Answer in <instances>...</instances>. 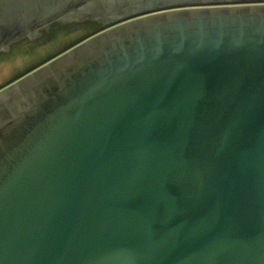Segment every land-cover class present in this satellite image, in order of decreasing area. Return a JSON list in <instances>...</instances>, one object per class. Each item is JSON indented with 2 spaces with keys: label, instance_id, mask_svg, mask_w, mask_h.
<instances>
[{
  "label": "water",
  "instance_id": "1",
  "mask_svg": "<svg viewBox=\"0 0 264 264\" xmlns=\"http://www.w3.org/2000/svg\"><path fill=\"white\" fill-rule=\"evenodd\" d=\"M225 1L0 0V55L65 28L13 74L99 28L0 89V264H264V3Z\"/></svg>",
  "mask_w": 264,
  "mask_h": 264
},
{
  "label": "flooded vegetation",
  "instance_id": "2",
  "mask_svg": "<svg viewBox=\"0 0 264 264\" xmlns=\"http://www.w3.org/2000/svg\"><path fill=\"white\" fill-rule=\"evenodd\" d=\"M66 27V26H65ZM49 32H51L53 35H54V33L55 34H57V33H60L62 36L64 35V32H65V28H64V25L63 26H57L56 25V22H52L51 24H50V26L49 27H47L46 29H44L43 30V32H42V35H40L39 36V38L38 39H33V40H29V39H23L21 42H19V43H15L13 46H12V48H11V50L10 51H8L7 53H5V54H1L0 55V61H2L1 60V58L2 57H5V56H7V54H11L12 52H13V50L16 48V47H20V46H22V45H25V46H29V44H33L35 41H37V40H39L38 41V43L36 44V45H34L33 46V49L31 50V51H33L35 48H38L37 46L39 45V44H41V43H43V42H52L51 40L54 38L53 36H51V37H48L46 34L47 33H49ZM45 36V38L46 39H43V40H41L43 37ZM48 39V40H47ZM71 40H73V39H71ZM78 40H74V42L73 41H71V42H69V43H71L70 45H68L67 47H70L71 45H73V44H75L76 42H77ZM73 42V43H72ZM67 47H65L64 48V50L65 49H67ZM61 51H63V49H61L60 51L58 50L57 52H61ZM23 53H28V52H26V51H22ZM45 54V53H44ZM54 54V53H53ZM53 54H51V55H46V57L44 56L43 57V59H41V60H39V61H36V62H34V63H32V62H29V63H27L25 66H24V68L22 67V69L20 68V69H18V70H16V73L10 78V79H8L4 84H2V85H0V89H2L4 86H6V85H8V84H10V83H12V82H14L15 80H17V79H19L20 77H22V76H24L25 74H27V73H29L33 68H35L37 65H40V64H42L44 61H46V60H48L51 56H53ZM5 61H7V60H9L8 58H6V59H4ZM32 63V64H31Z\"/></svg>",
  "mask_w": 264,
  "mask_h": 264
},
{
  "label": "rangeland",
  "instance_id": "3",
  "mask_svg": "<svg viewBox=\"0 0 264 264\" xmlns=\"http://www.w3.org/2000/svg\"><path fill=\"white\" fill-rule=\"evenodd\" d=\"M225 4H235V5H248V4H261L264 3V0H228L223 2ZM181 6H196V4H184ZM177 7H180V5H172V6H164L162 8H160L161 10H172L175 9ZM159 7H153V8H149L146 11H139V12H135L130 14L127 17H131V18H136L137 16H141L143 14H151V13H155L157 11L160 10ZM125 18H121L120 21H122ZM98 28V27H97ZM97 28L89 31L88 33L82 35L81 37L77 38L76 40H79L82 37L85 36H89L93 33V31L97 30ZM99 29V28H98ZM74 42V41H73ZM72 42V43H73ZM71 43L65 45L64 47L60 48L59 51L65 47H67L68 45H70ZM58 51V50H57ZM55 51V52H57ZM54 52V53H55ZM53 54V53H52ZM51 55V54H50ZM13 68H12V64H0V85L4 84L8 79H10L13 76Z\"/></svg>",
  "mask_w": 264,
  "mask_h": 264
}]
</instances>
